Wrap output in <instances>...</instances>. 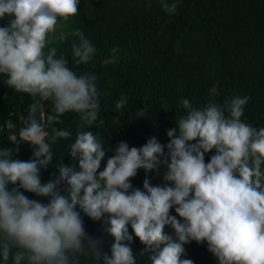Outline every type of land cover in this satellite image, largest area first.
I'll return each instance as SVG.
<instances>
[{"label":"clouds","instance_id":"9594fccd","mask_svg":"<svg viewBox=\"0 0 264 264\" xmlns=\"http://www.w3.org/2000/svg\"><path fill=\"white\" fill-rule=\"evenodd\" d=\"M79 2L0 0V20H8L0 26V75L7 77L8 87L33 101L20 119L22 126L8 139L34 149L30 160L21 161L13 147L0 148V262L80 264L83 256L98 264H136L130 224L135 237L153 251L151 264H193L181 259L190 241L206 242L217 264H264V127L241 119L250 97L232 96L221 103L216 98L222 93L214 84L201 108L183 98L185 114L167 130L166 146L155 137L140 148L120 142L98 172L106 155L104 144L92 131H84L97 122L101 110L98 77L78 75L55 46L57 40L75 37L74 63L93 60L96 48L83 30L63 31L79 14ZM160 4L165 13L175 14L179 0ZM127 102L121 96L116 112ZM70 112L79 116V123L68 153L78 159L80 171L62 163L58 178L42 183L40 171L53 161L51 145L72 136L53 125ZM7 126L16 128L11 121ZM213 150L206 163L205 153ZM161 164L166 165L163 187L152 186L147 178L143 191L132 187L139 169L149 172ZM62 182L66 195L58 188ZM20 189L48 198V203L30 199ZM77 206L93 221L108 214L106 231L114 238L111 256L85 232ZM173 208L176 215H170ZM166 226L174 230L175 239L165 233Z\"/></svg>","mask_w":264,"mask_h":264},{"label":"trees","instance_id":"16d2710c","mask_svg":"<svg viewBox=\"0 0 264 264\" xmlns=\"http://www.w3.org/2000/svg\"><path fill=\"white\" fill-rule=\"evenodd\" d=\"M78 11L63 31L83 30L96 48L93 60L88 64L74 63L71 43L75 37L69 36L64 42L57 40L55 46L58 55H65L68 66L78 75L93 73L98 77L101 110L97 122L84 129L92 131L104 144L106 155L98 172L106 167L120 142H126L129 148H140L155 137L166 146L167 130L175 127L177 119L185 114L181 99L187 98L201 108L208 102L214 84L222 93L216 98L221 103L232 96L250 97L241 119L257 128L264 127V0H179L175 14L165 13L160 0H80ZM7 22V18L0 20V26ZM6 79L0 75V148L13 147V153L17 151L15 158L28 161L32 158V146L23 141L13 145L8 136L17 133L22 126L20 119L26 117L33 101L29 95L8 87ZM121 96L127 97L128 102L118 113L115 104ZM140 109L144 110V117H140ZM48 110L51 111L50 104ZM61 120L53 126L70 131L72 136L51 145L53 161L50 167L41 169L42 183L58 178V166L62 163L80 171L78 159L73 160L68 153L76 138L79 116L65 113ZM100 120L104 123L99 124ZM7 121L16 128H9ZM164 151L167 153L168 149L165 147ZM214 154L215 150L205 153V162ZM165 171V164L149 172L139 169L130 182L142 191L145 178L152 186L163 187ZM58 188L67 194L66 183ZM20 191L30 199L48 203V198ZM76 210L85 232L101 242V252L111 256L114 238L106 231L110 226L108 214L93 221L79 206ZM170 215H176L174 208ZM128 229L133 236L130 247L136 264H151L149 257L153 251L135 237L130 224ZM164 231L175 239L170 226ZM184 249L181 259H190L193 264H217L206 242L190 241ZM79 260L80 264H98L91 257L80 256Z\"/></svg>","mask_w":264,"mask_h":264}]
</instances>
